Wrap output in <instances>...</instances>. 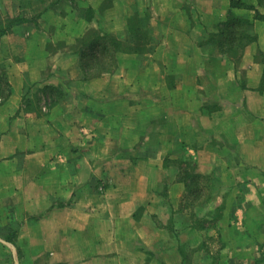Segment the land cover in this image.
<instances>
[{
  "label": "crops",
  "instance_id": "obj_1",
  "mask_svg": "<svg viewBox=\"0 0 264 264\" xmlns=\"http://www.w3.org/2000/svg\"><path fill=\"white\" fill-rule=\"evenodd\" d=\"M27 1L0 0V264H264V0ZM91 32L121 46L85 78Z\"/></svg>",
  "mask_w": 264,
  "mask_h": 264
},
{
  "label": "trees",
  "instance_id": "obj_2",
  "mask_svg": "<svg viewBox=\"0 0 264 264\" xmlns=\"http://www.w3.org/2000/svg\"><path fill=\"white\" fill-rule=\"evenodd\" d=\"M44 1L45 0H42L41 3L46 4V2ZM27 2L28 3H24L21 5V10H23V8L24 9L28 8V6H32L31 1L28 0ZM51 6L53 5L52 4L47 5L46 8L42 10L41 14L49 10ZM231 6L233 8H237V7L246 8L247 7V5H245L244 3H241L240 1L239 2L233 1ZM248 8L254 10L253 6H249ZM256 17H259L258 14ZM232 20L233 19L229 20V22L223 29L225 39H223L222 44L227 45L229 48H234V46L236 45L239 46V44L236 43L238 39L243 40V38L237 37V32H236V29L238 28V26H242L243 23L240 20L238 21L236 20L237 22H234L233 24ZM19 21L20 20L10 21L9 23H7L8 26L5 29H0V37L5 35L8 32V30H10L13 26L24 22L23 19H21L20 22ZM226 31L229 32V34H227ZM120 46H121V43H119L115 39L108 38L107 40L105 38H100L95 32H91L90 34H87L85 37L79 39L77 41L76 50H78V55L80 59V67H81V70L85 78H91L93 74H95L96 72L112 73L114 71L113 66L116 64L117 60L113 59L112 56H111V59H106V58L109 56L108 53L110 52V47L111 48L113 47L112 48L113 52H118L120 50ZM0 79L3 81V84L0 86V98L7 99L11 94L10 86L8 85V83H6V80H5L6 78L3 74L0 76ZM50 89L52 90L54 94H57L59 99L62 98L59 95L61 94L60 91H56L53 88H50ZM32 104H34V102L30 101L29 107L31 110H35L34 107H31ZM51 104L56 105L57 102L55 100H52ZM196 185L197 183L195 182V183H192V186H190V187H193L191 190V195L195 193V197H197V200H198V199H201L202 196L199 193H202V192H200L198 185L197 186Z\"/></svg>",
  "mask_w": 264,
  "mask_h": 264
},
{
  "label": "rangeland",
  "instance_id": "obj_3",
  "mask_svg": "<svg viewBox=\"0 0 264 264\" xmlns=\"http://www.w3.org/2000/svg\"><path fill=\"white\" fill-rule=\"evenodd\" d=\"M45 2H46V0H45ZM33 3H34V2H33ZM44 7H46V4H42L41 2L32 5V9H35V8H36V10L43 9ZM28 9H29V8H28ZM185 168H186V167H185ZM191 170H192V167L189 168V171H191ZM204 194H205V196L207 197L208 193L205 192ZM204 217H205V216H204ZM212 219H213V218H212ZM212 222H213V220H212ZM202 223H203V222H201V224H202ZM214 264H219V262L215 261Z\"/></svg>",
  "mask_w": 264,
  "mask_h": 264
}]
</instances>
